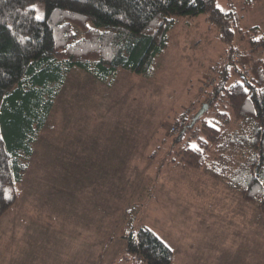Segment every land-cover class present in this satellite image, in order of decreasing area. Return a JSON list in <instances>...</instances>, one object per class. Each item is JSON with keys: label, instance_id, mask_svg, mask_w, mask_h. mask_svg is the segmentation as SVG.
I'll return each instance as SVG.
<instances>
[{"label": "rangeland", "instance_id": "374dc122", "mask_svg": "<svg viewBox=\"0 0 264 264\" xmlns=\"http://www.w3.org/2000/svg\"><path fill=\"white\" fill-rule=\"evenodd\" d=\"M217 4L240 29H264V0ZM34 5L42 17L44 3ZM207 15L177 17L151 76L120 68L109 83L69 72L16 201L0 217V264H141L125 253L128 221L161 236L173 264H264V215L225 181L185 166L179 151L190 138L178 141L171 129L208 103L229 61ZM239 37L242 67L249 55Z\"/></svg>", "mask_w": 264, "mask_h": 264}, {"label": "trees", "instance_id": "16d2710c", "mask_svg": "<svg viewBox=\"0 0 264 264\" xmlns=\"http://www.w3.org/2000/svg\"><path fill=\"white\" fill-rule=\"evenodd\" d=\"M39 1L44 14L37 19ZM259 1L243 0V7ZM203 13L218 26L230 56L208 87L207 110L196 121L197 113L184 111L171 126L178 141L190 138L179 158L225 181L264 215V29H240L234 12L217 0H0V217L16 201V186L69 72L81 69L109 83L120 68L151 76L177 17ZM238 34L249 55L242 67L234 57ZM232 68L238 79L231 82ZM132 222L122 234L125 253L141 264H173V248L149 226L133 229Z\"/></svg>", "mask_w": 264, "mask_h": 264}, {"label": "water", "instance_id": "95a60500", "mask_svg": "<svg viewBox=\"0 0 264 264\" xmlns=\"http://www.w3.org/2000/svg\"><path fill=\"white\" fill-rule=\"evenodd\" d=\"M208 103H204L203 106L200 108V110L197 112V114L194 117V121H196L208 108Z\"/></svg>", "mask_w": 264, "mask_h": 264}, {"label": "snow or ice", "instance_id": "6c2138e0", "mask_svg": "<svg viewBox=\"0 0 264 264\" xmlns=\"http://www.w3.org/2000/svg\"><path fill=\"white\" fill-rule=\"evenodd\" d=\"M41 17H37V19H40ZM193 147L195 148L196 146L195 145H193Z\"/></svg>", "mask_w": 264, "mask_h": 264}, {"label": "built area", "instance_id": "2783aa9c", "mask_svg": "<svg viewBox=\"0 0 264 264\" xmlns=\"http://www.w3.org/2000/svg\"><path fill=\"white\" fill-rule=\"evenodd\" d=\"M172 130H175V128L172 127Z\"/></svg>", "mask_w": 264, "mask_h": 264}]
</instances>
